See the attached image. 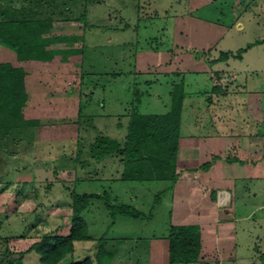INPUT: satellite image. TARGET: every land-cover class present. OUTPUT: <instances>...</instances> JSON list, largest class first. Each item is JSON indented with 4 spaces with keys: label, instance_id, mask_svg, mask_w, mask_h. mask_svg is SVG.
Returning a JSON list of instances; mask_svg holds the SVG:
<instances>
[{
    "label": "rangeland",
    "instance_id": "1",
    "mask_svg": "<svg viewBox=\"0 0 264 264\" xmlns=\"http://www.w3.org/2000/svg\"><path fill=\"white\" fill-rule=\"evenodd\" d=\"M235 1L0 0V10L24 8L59 21L57 46L79 50L57 55L51 68L30 70V89L38 98L33 96L26 117L39 119V125L0 132V258L6 264L20 259V264H42L40 254L29 248L45 235H69L73 192L102 197L82 214L92 238L79 242L63 262L94 257L98 239L105 237L108 246L116 245L121 264H150L151 247L163 243L172 225L173 181L124 179L126 171L136 170L135 163L128 169L116 153L96 160L90 150L99 136L125 141L133 112H168L180 86L186 93L181 136L209 133L195 124L208 122L209 110L223 103L227 84L237 94L222 111L234 122L233 134L244 120V133L259 129L264 134V117L258 121L244 107V95L254 91L263 94L264 109V45L243 52V60L229 57L231 68L220 60L222 53L236 54L264 39V0ZM178 15L188 17V32L215 24L217 33L209 31L202 39L179 34ZM64 34L71 39L64 42ZM201 42L208 49L194 47ZM189 59L204 66L193 68ZM0 60L17 64L15 53L6 49L0 50ZM214 67L230 71L229 76L217 78ZM258 177L236 184L238 215L244 220L234 223L237 245L224 264H264V175ZM107 202L137 214L123 215L118 208L113 214ZM210 233L207 229V241Z\"/></svg>",
    "mask_w": 264,
    "mask_h": 264
},
{
    "label": "trees",
    "instance_id": "2",
    "mask_svg": "<svg viewBox=\"0 0 264 264\" xmlns=\"http://www.w3.org/2000/svg\"><path fill=\"white\" fill-rule=\"evenodd\" d=\"M68 10V8H66ZM54 18H40L24 8L0 10V50L8 49L15 53L17 61H51L55 56L76 54L79 50L63 51L47 49L55 39L46 34L52 28ZM243 49L236 54L225 52L220 60L230 56L242 57ZM26 70L22 66L0 60V132L9 133L12 130L27 131L39 125V120H28L25 108L29 100L26 89ZM186 97L182 86L175 91L171 99L170 110L163 114H141L133 112L129 122L126 141L121 142L99 136L91 145V154L96 160L112 155H123L126 165L136 170L124 174L125 179L146 180L166 179L175 183L178 179L176 156L182 123L183 101ZM205 165L204 168H208ZM127 170V169H126ZM109 197L108 195H106ZM99 194L72 193V227L69 235H45L34 243L29 251L35 250L40 254L42 264H121L117 258V247L108 246V240L101 237L97 241L95 256L82 260L63 262L67 255H73L76 241L90 240L88 224L83 219V212ZM108 208L114 214L117 206ZM123 215L135 216L136 211L128 207L118 208ZM170 263H196L201 255V233L197 225L171 226L168 234ZM111 247V248H110ZM21 259L17 264H20ZM0 264H6L0 258ZM13 264V263H8Z\"/></svg>",
    "mask_w": 264,
    "mask_h": 264
},
{
    "label": "crops",
    "instance_id": "3",
    "mask_svg": "<svg viewBox=\"0 0 264 264\" xmlns=\"http://www.w3.org/2000/svg\"><path fill=\"white\" fill-rule=\"evenodd\" d=\"M197 1L201 2V0ZM215 1L216 0H208L211 4ZM235 3L239 4V0H236ZM186 18H188L186 15L176 16L174 28H176V31H179V34L182 31H186L189 35H194V37L198 38L201 37L199 39H202V37L205 38L208 35L209 31L216 32L215 28H217V25L215 24H209L208 30L206 31L195 30L193 32H188L185 25L186 20H184ZM198 21H200V19H198ZM57 24H59V21H53L50 32L46 34L47 37L55 39L47 46V49H64L60 45L57 46L59 41L58 36H60L57 35ZM191 25L194 26V24ZM68 34L73 35L72 32ZM71 37L72 36L64 34L63 41L65 42L69 38L71 39ZM258 45L263 46L264 39H257L251 42L244 51L245 55L248 49ZM194 47L206 50L209 44L207 42H201L200 44L194 45ZM1 50L4 49L1 48ZM6 51L10 52L8 49ZM245 55L243 56L242 54V57L239 59L243 60ZM55 57L53 60L46 62L35 60L20 62L16 60L17 64L14 65L24 67L27 73L25 84L29 94V100L25 108V117L27 109L33 108V106H30V101L35 97L38 98V93L36 94L30 89V70H35L36 68H51L50 66L55 62ZM190 60L191 59H189V61ZM229 60H231V58L224 60L227 65H229L228 68L231 64ZM190 62L193 64V68H197L198 70L202 69L204 66L202 61L197 59H193V61ZM220 62L221 61L214 62V65H218ZM215 68L216 67H214L213 71L209 69L208 73L211 74L212 71L217 78L221 79L225 76H229L228 72L230 71H221ZM204 72H206V70ZM232 75L237 76L238 73L234 71ZM227 86L228 87L222 93L224 104H219L218 109L211 108V110H209L208 122L202 124L194 123L195 128L200 129L204 127L209 133L207 132L208 134L205 136L191 135L186 137L180 135L178 143L176 165L179 176L177 181L173 184L172 203L174 212L171 226L197 225L200 228L201 255L199 260L192 264H210L209 262L213 259L216 260L217 264H224L225 260L232 258L233 248L235 249L237 245L235 241V247H233V241L236 239H234L233 234L234 223L235 221L244 220V215H238L236 184L249 177L256 179L259 178V174L264 175V134L261 133L262 130L259 129H256L254 134L244 133L246 120H244L242 129L239 130V133L233 134L234 129L232 125L235 126L234 122L232 118L223 114L222 111L224 109L223 105L227 106L230 98L237 94L229 90L230 85L227 84ZM217 88L218 87L215 86L212 91L216 92L215 90ZM203 94L201 91H198V95ZM245 96L246 95H244V107L254 111L256 120L263 121V94L261 95V93L252 91L249 92L246 97ZM215 104H217V102ZM258 121L257 123H259ZM229 132L231 133L229 134ZM125 141L121 143L123 144ZM205 165H209V167L204 168ZM206 228L211 230L210 241H207L205 236ZM230 237H233V240L228 239ZM79 242L82 241H77L75 246ZM157 243L158 242H155L150 249V264H184L170 263L168 236H166L161 245L156 246L155 244Z\"/></svg>",
    "mask_w": 264,
    "mask_h": 264
}]
</instances>
